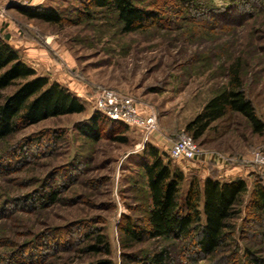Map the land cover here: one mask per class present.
Masks as SVG:
<instances>
[{"label":"rangeland","instance_id":"obj_1","mask_svg":"<svg viewBox=\"0 0 264 264\" xmlns=\"http://www.w3.org/2000/svg\"><path fill=\"white\" fill-rule=\"evenodd\" d=\"M32 1L0 0L6 14L4 21L0 17V36L24 43L20 55L35 50L38 75L59 80L85 110L42 121L0 142V264H145L164 247L173 264H249L247 247L264 257V244L245 212L233 222L241 238L238 234L235 244L229 241L210 260L201 261L193 245L149 237L137 242L124 232L127 224L146 227L151 201L143 166L151 160L145 155L148 147L183 171L182 198L192 179L203 183L224 176L227 166L250 171L240 177L249 194L255 182L264 184V165L254 162L256 155L264 159V129L256 132L237 112L195 140L205 153L198 161H173L168 155L181 134L192 136L186 131L190 121L228 87L233 66L264 124V0L250 6L241 0H193L190 8L176 0H132L160 13L162 20L131 33L124 32L116 12L95 8L92 0H40L29 6ZM27 8L54 9L63 22L31 20L21 11ZM239 10L252 15L241 18ZM104 89L130 95L143 115L154 112L158 131L144 142L141 130L102 115V138L84 135V126L100 114L94 104ZM13 91L0 92V105ZM207 152L236 162L218 164ZM102 235L111 255L86 252Z\"/></svg>","mask_w":264,"mask_h":264},{"label":"trees","instance_id":"obj_2","mask_svg":"<svg viewBox=\"0 0 264 264\" xmlns=\"http://www.w3.org/2000/svg\"><path fill=\"white\" fill-rule=\"evenodd\" d=\"M176 1L190 8L193 0ZM241 1L250 6L257 0ZM91 5L116 12L125 33L157 26L162 20L160 13L141 9L132 0H92ZM21 11L31 20L38 19L49 24L63 22L58 13L51 8L50 10L27 8ZM233 12L236 13L238 10ZM244 14L245 12L239 10L238 15L241 18L252 15ZM9 40V35L0 36V92L14 89L0 105V142L24 128L38 125L53 117L83 114L84 103L69 88L58 82H51L46 76L38 75L34 68L24 62L20 52L9 44ZM229 77L228 87L211 98L202 112L187 125L186 131L191 133L196 141L228 113L242 114L252 122L256 132L263 131L264 124L257 119L255 107L247 98L237 66L230 68ZM102 115L101 113L94 115L90 123L82 129V133L91 140L99 141L102 138L100 129L101 121L104 119ZM119 125L128 128L123 123ZM145 155L151 158L143 166L151 207L145 229L125 225L127 239L141 242L149 237L162 241L183 242L197 247V254L202 257L201 261L215 259L229 246L227 245L229 241L236 243L235 238L239 232L233 222L245 212L248 215L245 220L250 222L251 229L255 230L264 244L263 183L255 182L253 192L249 194L248 183L240 177L229 181L208 177L203 183L194 178L182 198V184L185 181L183 171L167 163L157 148L148 147ZM245 198L249 200L246 201ZM51 200H54L53 195ZM239 236L241 238V234ZM86 249L89 253L111 255V248L105 235L98 236L96 243L87 246ZM245 250L249 264H264V257L258 255L260 254L258 251L249 247ZM171 257L169 249L164 247L144 262L173 264ZM92 264L113 263L103 260Z\"/></svg>","mask_w":264,"mask_h":264},{"label":"built area","instance_id":"obj_3","mask_svg":"<svg viewBox=\"0 0 264 264\" xmlns=\"http://www.w3.org/2000/svg\"><path fill=\"white\" fill-rule=\"evenodd\" d=\"M13 3V2H11ZM0 17L4 18V10L0 9ZM95 98V110L103 114L109 121L123 123L128 128L138 129L143 132V140L147 142L151 134L158 131L157 116L154 112L143 115L137 102L130 95H123L107 89L101 90ZM210 153V159L218 164H234L236 160L224 155ZM206 153V154H207ZM204 152L197 145L195 139L187 134H181L176 141L172 142L168 155L173 161L196 162L204 156ZM208 155H206L207 159ZM258 166L264 165V159L256 155L255 161Z\"/></svg>","mask_w":264,"mask_h":264},{"label":"crops","instance_id":"obj_4","mask_svg":"<svg viewBox=\"0 0 264 264\" xmlns=\"http://www.w3.org/2000/svg\"><path fill=\"white\" fill-rule=\"evenodd\" d=\"M35 1L36 2H41L40 0H34V1H32V2H30V3H28V5L29 6H32V5H35ZM23 4H26V2H22ZM5 16H6V14H5ZM1 19H3V21H4V19H5V17L4 18H2L1 17ZM1 21V20H0ZM16 43H18V42H16L15 40H13L12 38L10 39V41H9V44L13 47V48H15L17 51H19L20 50V48H21V45H23L24 43H22L21 42V44H16ZM30 49V50H29ZM29 49H27L28 51H25L26 52V54H23L22 52H21V55H22V59L24 60V62L27 64V65H29L30 67H32V68H34L36 71L38 70L37 69V67H36V61L39 59V54L38 53H36L35 52V50H33L31 47L29 48ZM35 53V54H34ZM58 82H59V80H58ZM227 171H226V173L224 174V176L222 175V174H220L219 176H214V178H216V179H218V180H225V181H229V177L230 176H234L236 173L238 174V173H241V175H239V177H242V174L244 173V174H248V173H250V171L249 170H245L244 168H242V166H238L237 165V167H234V168H230V167H228L227 166ZM205 173H206V171H204ZM232 179H234L233 177H232Z\"/></svg>","mask_w":264,"mask_h":264}]
</instances>
